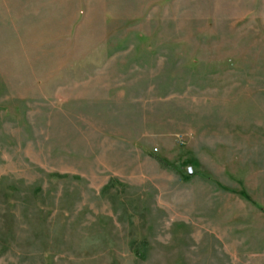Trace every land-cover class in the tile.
<instances>
[{
  "label": "rangeland",
  "instance_id": "rangeland-1",
  "mask_svg": "<svg viewBox=\"0 0 264 264\" xmlns=\"http://www.w3.org/2000/svg\"><path fill=\"white\" fill-rule=\"evenodd\" d=\"M0 264H264V0H0Z\"/></svg>",
  "mask_w": 264,
  "mask_h": 264
},
{
  "label": "trees",
  "instance_id": "trees-1",
  "mask_svg": "<svg viewBox=\"0 0 264 264\" xmlns=\"http://www.w3.org/2000/svg\"><path fill=\"white\" fill-rule=\"evenodd\" d=\"M134 253L137 257H141L145 254V250L144 249H139V248H134Z\"/></svg>",
  "mask_w": 264,
  "mask_h": 264
},
{
  "label": "water",
  "instance_id": "water-1",
  "mask_svg": "<svg viewBox=\"0 0 264 264\" xmlns=\"http://www.w3.org/2000/svg\"><path fill=\"white\" fill-rule=\"evenodd\" d=\"M189 174H190V170H189Z\"/></svg>",
  "mask_w": 264,
  "mask_h": 264
}]
</instances>
